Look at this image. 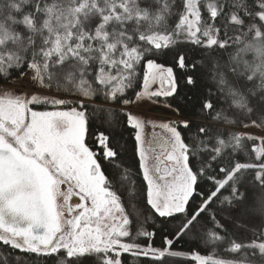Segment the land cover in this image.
I'll use <instances>...</instances> for the list:
<instances>
[{
  "label": "snow or ice",
  "instance_id": "1",
  "mask_svg": "<svg viewBox=\"0 0 264 264\" xmlns=\"http://www.w3.org/2000/svg\"><path fill=\"white\" fill-rule=\"evenodd\" d=\"M160 98L177 119L131 110ZM0 247V264H264V0H0Z\"/></svg>",
  "mask_w": 264,
  "mask_h": 264
},
{
  "label": "trees",
  "instance_id": "2",
  "mask_svg": "<svg viewBox=\"0 0 264 264\" xmlns=\"http://www.w3.org/2000/svg\"><path fill=\"white\" fill-rule=\"evenodd\" d=\"M161 62H163V61H161ZM166 66L173 67V71L176 73L178 80L181 84L180 97L175 98V99L169 98V102H171L174 105V107L178 106L182 112H184L186 114L190 113L191 111H193L194 106L197 104V96L199 95V93L194 89L189 90V87L184 86V81H183L182 77L184 75L185 70L180 69L171 60H169V62ZM138 71L140 72V75L142 78L143 68H141ZM141 82H142V79H141ZM96 104L101 105V102L96 101ZM100 115H101V117L103 116L102 113ZM178 115L179 114H177V116ZM98 123H102V119L98 120ZM114 134L116 136V140L120 144L124 145L126 148V151L123 154L124 163L132 165L134 172L139 171V169H138V163H139L138 157L134 156V153H133V147H134L133 130L127 129V128L121 126V128L116 130ZM92 146L95 148V145H92ZM117 163H119V161H117ZM105 167L109 168L110 166L106 164ZM137 182L140 184L144 183L142 181L141 177H137ZM140 205H141V207L143 206L142 200L140 202ZM147 214L150 215L151 213H147ZM141 239H143V238H141ZM153 243H154V246L160 247L162 245L161 237L159 235H157V237L154 239ZM174 247L178 251H181L184 253H189V254L191 252H199L201 255H209L211 253L210 248L207 250L203 246H201L199 248H193L190 243H185L184 241L178 242L176 245H174ZM0 253L6 254V249L0 247ZM217 255L223 256V253L220 249H217ZM125 259L128 261V264H141V260L143 258H141V260H136V259H133V258L127 256V254H125ZM169 259H170V264H197L196 261L191 259L190 255H188L184 258H175V259L169 258ZM38 264H41V262H38Z\"/></svg>",
  "mask_w": 264,
  "mask_h": 264
},
{
  "label": "rangeland",
  "instance_id": "3",
  "mask_svg": "<svg viewBox=\"0 0 264 264\" xmlns=\"http://www.w3.org/2000/svg\"><path fill=\"white\" fill-rule=\"evenodd\" d=\"M153 88L157 87V85H152ZM163 99L164 98H160V102L158 103H148V104H144L140 107H134V106H130L131 110L136 113L139 111H143L147 117L150 120H154V121H159L160 119H167V120H175L177 119V114L173 113L170 109L166 108L164 103H163ZM155 131H158L155 130ZM261 130L260 129H255L252 130V134L253 135H260L261 134ZM151 134H153V130L151 129H146L145 130V140L149 141V138L151 136ZM147 146V144H146Z\"/></svg>",
  "mask_w": 264,
  "mask_h": 264
},
{
  "label": "flooded vegetation",
  "instance_id": "4",
  "mask_svg": "<svg viewBox=\"0 0 264 264\" xmlns=\"http://www.w3.org/2000/svg\"><path fill=\"white\" fill-rule=\"evenodd\" d=\"M156 134H157V135H159V134H160V133H159V130H158V131H156ZM152 141H153V134H151V136H150V138H149V141H148V142H149V144H152ZM147 146H148V145H147ZM147 146H146V147H147ZM157 151H159V149H157Z\"/></svg>",
  "mask_w": 264,
  "mask_h": 264
},
{
  "label": "water",
  "instance_id": "5",
  "mask_svg": "<svg viewBox=\"0 0 264 264\" xmlns=\"http://www.w3.org/2000/svg\"><path fill=\"white\" fill-rule=\"evenodd\" d=\"M152 144H153V141H152ZM153 146H155V147H157V149H159L158 148V145L153 144ZM73 202H76L75 198H74V201Z\"/></svg>",
  "mask_w": 264,
  "mask_h": 264
}]
</instances>
